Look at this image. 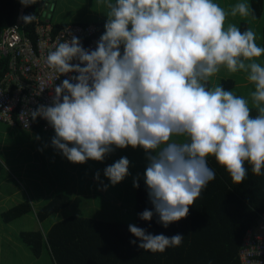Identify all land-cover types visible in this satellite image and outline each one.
<instances>
[{
    "label": "clouds",
    "instance_id": "obj_1",
    "mask_svg": "<svg viewBox=\"0 0 264 264\" xmlns=\"http://www.w3.org/2000/svg\"><path fill=\"white\" fill-rule=\"evenodd\" d=\"M19 2L28 7L36 0ZM101 3L107 21L94 49L70 35L46 57L60 76L73 74L55 84L50 104L29 110L33 121L42 117L54 129L51 146L72 163L103 162L129 146L143 149L146 167L133 187L143 179L152 207L138 215L143 221L156 216L165 228L186 218L216 178L209 157L234 184L246 179V165L264 175V66L257 62L264 47L257 45L256 33L225 26L229 13L214 0ZM254 12L239 2L230 14ZM19 19L26 25L38 18L33 13ZM222 69L246 74L254 85L250 101L213 83ZM129 168L124 156L106 166L104 175L115 186L131 175ZM128 227L140 241L130 243L153 253L184 239L180 233L168 237Z\"/></svg>",
    "mask_w": 264,
    "mask_h": 264
},
{
    "label": "trees",
    "instance_id": "obj_2",
    "mask_svg": "<svg viewBox=\"0 0 264 264\" xmlns=\"http://www.w3.org/2000/svg\"><path fill=\"white\" fill-rule=\"evenodd\" d=\"M21 8L19 0H0V30L17 21ZM251 9L255 10L252 18L260 19L264 14V0H251ZM33 13L37 17L42 16L41 6L37 3L24 8L23 15ZM106 21L96 23L99 35L105 31ZM68 24H55V29ZM35 25L36 21L25 27L26 33L33 39L36 37ZM249 27L248 21L240 24L241 31ZM223 85L231 90L235 81L226 79ZM252 115H256L255 110ZM34 130L44 131V122L38 121ZM208 164L216 172V178L209 182L190 207L187 217L171 223L167 228L157 223L156 216L151 221L139 218V213L152 207L144 181L140 179V187L136 188L135 208L127 209L117 203L118 215H114L108 211L111 207L106 204L99 215L107 213L108 217L100 218L91 207H86L85 211L91 210L94 215L86 216L80 212L69 214L54 222L48 230L37 228L21 231L20 240L38 257L45 250L48 251L54 264H243L239 252L245 235L264 223V175H254L251 166L246 165V179L234 184L227 171L213 157L208 158ZM131 178L134 177L129 175L124 181ZM69 192L59 190L53 198L41 204L36 211L39 222L48 221L52 215L70 206L82 209L73 202L70 189ZM32 211L35 212L32 202L27 199L2 212V219L11 222ZM130 224L151 234L171 237L180 233L184 239L180 246L163 252L144 251L137 246L140 242L138 238L130 233ZM133 239L137 240V245L130 243Z\"/></svg>",
    "mask_w": 264,
    "mask_h": 264
},
{
    "label": "rangeland",
    "instance_id": "obj_3",
    "mask_svg": "<svg viewBox=\"0 0 264 264\" xmlns=\"http://www.w3.org/2000/svg\"><path fill=\"white\" fill-rule=\"evenodd\" d=\"M214 2L229 13L225 26L235 24L240 28L241 22L248 21L251 29L256 33L257 45L263 47L264 14L260 19L252 18L251 14L246 17H241L239 14L233 17L230 14L231 8L239 2L247 3L251 9V0H214ZM36 3L38 6H41L42 17L56 24H96L101 20H107V9L101 3V0H37ZM263 59V56L257 59V62L261 63L262 66H264ZM226 79H233L235 81V85L231 89L232 91L237 95L248 98L250 101L249 93L254 91V85L247 81L246 74L242 72L229 74L226 70L222 69L213 78V83L223 85V81ZM32 131L22 128H11L7 123L0 122V160L8 161L7 157H12V159L20 160L19 165L28 160V163L24 167L25 170L29 169V172L33 173L34 168H39L40 170L43 168L42 172L46 175L40 184L36 183L34 187L29 186L28 188L27 185L29 183L22 178L20 173L22 169L18 168V164L16 166L12 164L8 168L5 163L4 167L0 162L2 165L0 166V190L6 193L8 191L12 192L15 190V185L22 191L24 189L29 190L30 194L28 195L31 198L29 199L30 201L32 200L35 211L11 222H4L2 212L6 211L13 204L5 205L2 203L0 205V264H54L53 259L46 250L40 257L36 256L20 240V232L36 230L37 228L43 231L48 230L54 222L72 213L80 212L86 216L96 213V216L106 218L108 217L107 213L99 215L103 213L102 207L106 204L114 209L112 210L107 207L108 211L114 215L118 212V207L116 206L118 204L127 209L132 206L135 208L136 188L133 187V178L126 181L123 180L117 185L112 186L104 175V169L119 158L126 156L130 161L129 171L131 177H136L138 174L142 176L147 163L143 149H133L131 146L126 149H116V154L106 156L103 162L88 160L85 163H72L51 146V139L55 135L54 130ZM37 136L40 139H36ZM97 171L100 173L99 181L95 179ZM5 175L10 176L11 179L5 180L1 186V178ZM104 185H108L107 190H103ZM32 189L36 190L33 191ZM69 189H77L76 191L80 195H77L74 202L80 205L82 209L70 206L68 209L52 215L48 221L39 222L36 211L40 205H37V202L39 200L42 202L49 200L42 198L43 194H47L44 192L52 191L51 198H53L59 190H65L70 193ZM80 189L85 191L80 192ZM75 190L71 191L72 195H74ZM15 202V200L11 201V203L16 204ZM86 207H91L94 213L91 210L85 211Z\"/></svg>",
    "mask_w": 264,
    "mask_h": 264
},
{
    "label": "built area",
    "instance_id": "obj_4",
    "mask_svg": "<svg viewBox=\"0 0 264 264\" xmlns=\"http://www.w3.org/2000/svg\"><path fill=\"white\" fill-rule=\"evenodd\" d=\"M24 8L22 5L19 17ZM19 17L14 24L0 30V121L12 127L20 125L26 130H34L35 124L42 121L44 130L50 131L53 129L47 121L42 117L33 121L29 110L50 104L55 84L73 74L60 76L49 68L46 63L48 53L70 39V35L78 37L84 48L94 49L101 35L94 23H70L56 30V23L39 16L33 39L25 31L28 24ZM239 254L243 264H264V223L260 228L248 231Z\"/></svg>",
    "mask_w": 264,
    "mask_h": 264
},
{
    "label": "crops",
    "instance_id": "obj_5",
    "mask_svg": "<svg viewBox=\"0 0 264 264\" xmlns=\"http://www.w3.org/2000/svg\"><path fill=\"white\" fill-rule=\"evenodd\" d=\"M0 122H2V121H0ZM5 123V122H4ZM8 124V123H7ZM9 125V124H8ZM10 126V125H9ZM11 128H18V129H21L22 127H12L11 126ZM23 129V128H22ZM26 130V129H25ZM54 130V129H53ZM33 131H35V130H33ZM32 131V132H33ZM44 131H46V130H44ZM115 153V152H114ZM114 153H112V154H110V156L111 155H113ZM116 154V153H115ZM7 159H8V161H5V160H0V162L3 164V166L5 167V165L9 168V166H12V164H13V166H16L18 163H19V161L20 160H16V159H12V157H10V158H8L7 157ZM4 163H5V165H4ZM28 163V160H25L24 162H23V164H21V165H17V166H19L18 168H21L22 170H21V176H22V178L24 179V180H26V182H28L29 184L27 185L28 186V188H29V186H31V187H34L35 185H36V183L37 184H40L42 181V179H43V177H46V175L42 172L43 171V168L40 170L39 168H34V172L32 173V172H29V169H24V167L26 166V164ZM51 170V169H50ZM49 173V172H48ZM51 173V172H50ZM6 174V173H5ZM31 174V175H30ZM11 178H10V176H7V175H5V176H3L2 178H1V186H2V184L5 182V180H10ZM14 184V183H13ZM15 185V184H14ZM16 187H15V190L14 191H12V192H9L8 191V193H6L5 191H1L0 190V205L2 204V203H4L5 205H10V204H13L12 206H14V205H16V204H19V203H21V202H23V200H30L31 198H30V196L28 195V194H30V192H29V190H27V189H24V191H22L19 187L17 188V185H15ZM10 187H12V186H10ZM33 191H35L36 189H32ZM71 191H74L75 189H70ZM77 190V189H76ZM75 190V192H74V195H72V197H73V202H74V199L77 197V195H80V194H78V192ZM83 191H85V190H82V189H80V192H83ZM4 193V194H3ZM44 193H47V194H43V196H42V198H45V199H51V197H52V194H53V192L52 191H49V192H44ZM30 198V199H29ZM16 201L15 203L16 204H14V203H11V201ZM31 202H32V200H31ZM44 202H42L41 200H39V202H37V205H41V204H43ZM32 205H34L33 204V202H32ZM11 206V207H12Z\"/></svg>",
    "mask_w": 264,
    "mask_h": 264
}]
</instances>
